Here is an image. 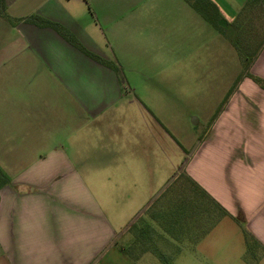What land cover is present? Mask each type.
<instances>
[{"label": "crops", "instance_id": "obj_1", "mask_svg": "<svg viewBox=\"0 0 264 264\" xmlns=\"http://www.w3.org/2000/svg\"><path fill=\"white\" fill-rule=\"evenodd\" d=\"M212 1L5 0L113 65L0 16V264L201 263L226 219L264 254V42L240 77L247 0ZM203 48L228 80L157 73Z\"/></svg>", "mask_w": 264, "mask_h": 264}, {"label": "rangeland", "instance_id": "obj_2", "mask_svg": "<svg viewBox=\"0 0 264 264\" xmlns=\"http://www.w3.org/2000/svg\"><path fill=\"white\" fill-rule=\"evenodd\" d=\"M205 53L206 50L203 48L202 51L200 50L199 54L192 55L190 59L192 60V63H190V61H188L187 63H185L184 61L179 63L178 61L182 59L185 60V56L176 55L177 63L173 67H170L169 69H166L164 71L159 70L157 71V73L160 74L161 78L165 74H169L174 80H180L182 82L191 80L197 82L205 79L210 80L220 78L228 80V76L232 72L230 64H228L227 62L224 67L221 68L220 66H213L211 62L205 64V60L207 61V58L211 59L216 57L212 56L211 53H208L207 55ZM200 60H202V62H200ZM240 67V77H243L246 69L242 64L240 65ZM184 91L185 87H176V95L178 97L182 98L184 95ZM239 222L241 223L240 220L238 221V223ZM220 228H222L224 242L222 245V249H220V251L217 252L214 256H209L206 253H202L200 255L202 260L201 263L181 261L174 264H264V258L259 261L264 255L262 250L257 247V245H255L253 241L249 240L247 236H245L242 227H240L237 223L226 219L221 227H219V233ZM210 239L211 237L208 240ZM221 251L222 253L220 254ZM147 264L165 263L159 261L156 263Z\"/></svg>", "mask_w": 264, "mask_h": 264}, {"label": "trees", "instance_id": "obj_3", "mask_svg": "<svg viewBox=\"0 0 264 264\" xmlns=\"http://www.w3.org/2000/svg\"><path fill=\"white\" fill-rule=\"evenodd\" d=\"M186 1L211 23L217 25L215 20V17L218 13L217 7L212 0ZM0 16L11 24H15L24 20L41 27H50L59 33L69 43L79 48L95 60L105 64L113 65V63L103 60L99 56L87 51L80 41L67 28L57 22L47 20L37 14H32L24 18L12 17L7 12L5 0H0ZM226 24L227 23L225 22V25ZM232 25L237 29L238 32L231 39V42L239 53L243 67L247 69L264 42V0H247L241 9L239 16H237ZM1 180H5V177L3 172L0 170V181ZM226 214L227 212L224 211V215ZM245 236L247 235L245 234ZM249 240L251 239L249 238Z\"/></svg>", "mask_w": 264, "mask_h": 264}]
</instances>
